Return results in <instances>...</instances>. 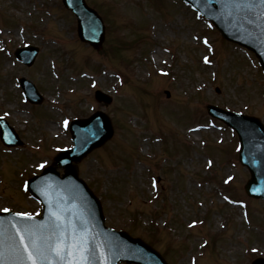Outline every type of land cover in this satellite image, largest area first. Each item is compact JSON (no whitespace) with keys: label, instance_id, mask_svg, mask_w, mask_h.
<instances>
[{"label":"rangeland","instance_id":"rangeland-1","mask_svg":"<svg viewBox=\"0 0 264 264\" xmlns=\"http://www.w3.org/2000/svg\"><path fill=\"white\" fill-rule=\"evenodd\" d=\"M89 2L108 30L100 53L69 34L72 18L58 8L59 0H0V114L9 113L13 124L16 117L26 138L24 149L0 151V210L34 212L37 204L20 188L22 169L45 167L58 148L70 144L58 127L62 119L102 109L114 137L81 163L79 175L100 199L110 227L130 229L169 264H192L189 253L196 249V264H246L264 257V202L243 192L247 175L234 162L235 137L223 127L196 128L221 125L207 116L206 103L264 122V93L252 81L250 65L178 0ZM23 44L38 47L34 67L13 56ZM134 44L142 50L133 51ZM207 55L221 66L206 64ZM84 72L93 78H83ZM116 74L122 86L110 76ZM19 77L38 84L44 112L40 106L31 110L47 123L27 115L16 89ZM95 89L112 95V103L98 105ZM224 163L235 167L228 172ZM228 174L235 177L224 186ZM193 220L202 225L190 228Z\"/></svg>","mask_w":264,"mask_h":264},{"label":"water","instance_id":"water-1","mask_svg":"<svg viewBox=\"0 0 264 264\" xmlns=\"http://www.w3.org/2000/svg\"><path fill=\"white\" fill-rule=\"evenodd\" d=\"M191 5L196 7L201 11L205 16L211 19L219 30L222 32L223 36L242 43L243 45L252 49L261 60V63L264 67V3H261V0H186ZM66 6H68L78 18V32L82 40H86L94 44L95 46L99 45L100 40L103 36V28L98 20V17L94 14L93 11L88 9L83 0H64ZM100 124H104V121L101 120ZM93 128L92 124L88 126ZM108 129L107 126H105ZM110 130V129H109ZM99 137L104 135L103 131L98 132ZM108 134L104 136L107 137ZM99 139V138H98ZM94 146V142H89L81 151L73 157H64L61 156L57 160V164H64L66 168V173L63 178L59 179L51 168L45 171L42 177L36 178L30 181V191L39 199H51L52 196L54 199L57 197H62L59 201L69 202L71 199H75L81 203V208L85 211L91 213L92 210L98 215L96 220V228L92 226H80L76 238L72 241L68 239L69 242H77L81 240V235L86 239L91 240L92 238L98 237L100 240H109L114 243H118L121 240V237L127 238L122 235L111 234L106 230L101 228V217L99 212V207L97 202L93 197L88 193L79 180L76 179V172L73 167L69 164L71 160L78 161L83 157L88 150ZM67 160H64L66 159ZM64 160V161H63ZM256 167L257 163L253 162ZM256 176L261 177L262 175L256 171ZM263 179H257L255 186L251 185V188L254 192L261 190L263 192L264 186H262ZM258 186V190H256ZM58 199V198H57ZM58 215V214H56ZM64 217V215H61ZM3 222L4 220H0ZM46 223V222H45ZM57 222L55 219H49L46 227L43 228L45 231L49 230ZM71 224L85 225L86 222L83 218V215L79 212L74 213L71 219ZM65 226V225H64ZM64 226L60 229L62 231ZM5 232L2 236L0 232V250H4L3 239L9 235H14V233L9 232L12 228H4ZM19 241V237H18ZM129 241V245L134 246L135 248H141V257L145 258L146 256L150 257L155 264H161V261L152 254L147 248L142 246L139 242ZM109 245L110 249L116 251L117 249L122 250V246H116L115 244L105 241ZM86 247V246H85ZM13 264H29L27 259L23 261L19 260L16 254L10 257ZM1 262V259H0ZM89 260L87 261L88 264ZM0 264H7L0 263ZM42 264H47V262H42ZM52 264H57L55 261H52ZM140 264V263H138Z\"/></svg>","mask_w":264,"mask_h":264},{"label":"snow or ice","instance_id":"snow-or-ice-1","mask_svg":"<svg viewBox=\"0 0 264 264\" xmlns=\"http://www.w3.org/2000/svg\"><path fill=\"white\" fill-rule=\"evenodd\" d=\"M264 3V0H261ZM204 62L207 64L208 58L205 57ZM44 167L43 164L40 165ZM227 182V181H226ZM155 187V184H153ZM5 212L8 209H4ZM21 219L31 220L32 217L27 214H18ZM57 223L54 224L49 230L48 234L35 225H12L16 229L14 236L10 241V248L16 254L17 258L21 261L27 259L29 264H42L47 261V264H52L53 260L59 264H87L89 259L88 249L85 247L83 240L79 242L67 241L63 234L59 231L61 224L59 217H56ZM19 237L20 246L16 247L15 238Z\"/></svg>","mask_w":264,"mask_h":264},{"label":"bare ground","instance_id":"bare-ground-1","mask_svg":"<svg viewBox=\"0 0 264 264\" xmlns=\"http://www.w3.org/2000/svg\"><path fill=\"white\" fill-rule=\"evenodd\" d=\"M57 198H58V199H57ZM57 198H56V200H55L54 197L52 196L51 199H52L54 202H56V203L59 204V200H60L62 197H57ZM64 238H65V237H64Z\"/></svg>","mask_w":264,"mask_h":264}]
</instances>
